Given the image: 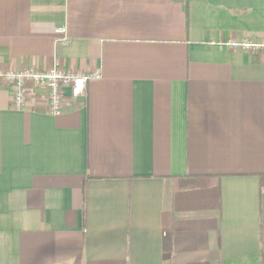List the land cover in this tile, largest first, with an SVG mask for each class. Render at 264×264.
<instances>
[{"label": "crops", "instance_id": "obj_1", "mask_svg": "<svg viewBox=\"0 0 264 264\" xmlns=\"http://www.w3.org/2000/svg\"><path fill=\"white\" fill-rule=\"evenodd\" d=\"M262 43L264 0H0V70L101 74L0 78V264H264Z\"/></svg>", "mask_w": 264, "mask_h": 264}, {"label": "built area", "instance_id": "obj_2", "mask_svg": "<svg viewBox=\"0 0 264 264\" xmlns=\"http://www.w3.org/2000/svg\"><path fill=\"white\" fill-rule=\"evenodd\" d=\"M65 35L64 42H68L67 31L65 28L59 30ZM234 46H239L234 44ZM243 48L261 49L262 44H241ZM101 74L94 73H72L59 68L49 71H41L35 68L22 70H0V78H3L13 92V105L16 109H22L28 101V91L31 86L44 87L49 92V111L53 116H60L65 107L64 89L70 88L73 98H84L87 93V85L90 81L99 79Z\"/></svg>", "mask_w": 264, "mask_h": 264}]
</instances>
